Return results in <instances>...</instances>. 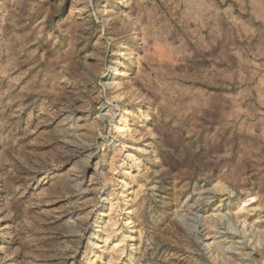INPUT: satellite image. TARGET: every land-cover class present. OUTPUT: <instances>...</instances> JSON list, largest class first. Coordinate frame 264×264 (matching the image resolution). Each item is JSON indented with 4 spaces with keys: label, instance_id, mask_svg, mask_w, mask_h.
Here are the masks:
<instances>
[{
    "label": "rangeland",
    "instance_id": "374dc122",
    "mask_svg": "<svg viewBox=\"0 0 264 264\" xmlns=\"http://www.w3.org/2000/svg\"><path fill=\"white\" fill-rule=\"evenodd\" d=\"M1 234L0 264H264V0H0Z\"/></svg>",
    "mask_w": 264,
    "mask_h": 264
},
{
    "label": "bare ground",
    "instance_id": "6f19581e",
    "mask_svg": "<svg viewBox=\"0 0 264 264\" xmlns=\"http://www.w3.org/2000/svg\"><path fill=\"white\" fill-rule=\"evenodd\" d=\"M0 237H1V240H2V239H4L6 236H5V234H1ZM216 242H217V241H216ZM216 244H217V243H216ZM222 244H223V243H222ZM223 246H224V245H223ZM222 248H223V247H222ZM217 250H218L217 257L219 256L222 260H224L225 257L223 258L222 254H220V253H221V252H220V251H221V243L218 244ZM216 252H217V251H216ZM219 252H220V253H219ZM222 252H223V251H222ZM223 255H225V254H223ZM219 257H218V258H219ZM225 262H226V261H225Z\"/></svg>",
    "mask_w": 264,
    "mask_h": 264
}]
</instances>
